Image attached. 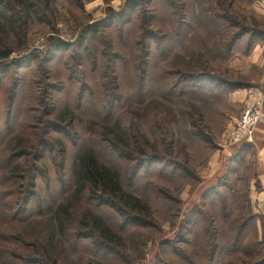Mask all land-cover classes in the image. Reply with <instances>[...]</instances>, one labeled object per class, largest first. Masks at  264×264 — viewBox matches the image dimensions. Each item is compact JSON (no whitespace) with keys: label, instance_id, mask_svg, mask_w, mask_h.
Here are the masks:
<instances>
[{"label":"rangeland","instance_id":"1","mask_svg":"<svg viewBox=\"0 0 264 264\" xmlns=\"http://www.w3.org/2000/svg\"><path fill=\"white\" fill-rule=\"evenodd\" d=\"M11 1L0 0V10H7L14 19H17L18 9ZM29 1L34 12V20H31L23 39L24 46L16 49L10 58L18 61L16 63H11V60L4 61L3 67L0 68V157L7 160V166L11 164L9 157L13 147L7 142L11 137L17 136L16 139L27 144L25 148L19 146L22 148L21 153L33 154L36 142L42 139L43 143L41 150L39 147L40 155L39 153L37 156L34 155V164L25 167L22 171L25 178L23 182L28 181L29 177L36 180V187L33 188L32 195H29V202L27 204L21 202L16 209L17 212H13L10 207L6 208V201L2 199L0 193V264H27L25 261L18 262L20 259H17L19 254L34 252L23 248L24 243L31 240L44 242L51 235H54V244L57 243L59 258L63 260V264L78 262L81 264H187L181 258L200 263L199 259L191 257L192 254L199 253L196 252L197 249L191 243L186 244L187 241L193 240L180 232L179 225L182 218L187 220L193 218H188V209L192 202H197L199 198L194 197L192 190L195 189L197 194H200L216 183V178L209 182L201 180L200 183L198 181L195 183L188 173H198L205 165L207 156L217 148L210 146L206 134L210 137L216 136V130L218 136L220 127H213L215 121L204 109L207 96L194 95L188 91L196 81L191 79V76L186 77V73L181 76V70L190 74H202L205 71L207 75L222 76L246 84L251 77H258L255 76L256 72L244 74L233 66L230 67L229 61L223 63L219 58H222L221 55L218 54V58L211 55L215 40L213 44L209 43L202 32L199 36L204 43L198 50L204 52L205 56L202 58L201 54L200 61L198 57H195L194 62L189 58L188 50L192 42L188 45L189 41L185 42V38L183 41L188 46L173 47L175 45L172 43L174 42L172 31L176 30L178 15L182 14V9L183 12H187V7L191 8L192 0H146L144 7H136L129 11L128 17L123 18L121 23L112 17L109 10L121 14L122 10L125 11L123 7L125 0ZM217 1L223 7L224 4L229 5L232 13L242 11L241 0ZM143 10L149 25L146 26L147 31L142 36V30H145V26L142 25ZM247 10L245 23L252 26L250 23L253 18V21L257 20L259 25L264 27L263 18L254 14L253 9V12L248 8ZM169 18L172 21L171 27H168L165 21ZM90 25L96 26L87 34L85 32ZM8 37L9 39H4V43L14 44L15 41L10 34ZM1 40L0 37V42ZM140 40L143 43L148 42V48L151 41L149 55L152 54L153 59L157 54L155 51L157 48L173 53L171 65L166 67L177 82V89L185 91L180 96L183 99L171 98L169 101L159 96L158 89L155 88L161 86H152L150 76L154 72L160 73L157 71L159 69L156 70V66L159 67L160 64L149 67L152 59L146 64L148 48L142 52L143 57H139ZM243 48L244 39L236 45L235 50L242 52ZM187 57L189 59H186ZM139 58L143 60L142 64H139ZM162 67L164 68V63ZM142 69L148 70L149 74L143 76ZM143 77H145V85L140 99L144 102L136 103L139 98V88L143 85L141 81ZM156 79L161 80L164 87L170 84L166 77L157 76ZM205 81L207 83L201 84L209 86L208 77ZM153 87L155 92L151 93ZM110 90L114 92L113 96H110ZM204 94H208L207 91ZM68 106L78 114L79 122L75 121V128L67 126V122H58L60 120L55 117ZM235 108L229 107L227 112L234 111ZM134 113H138V116ZM93 117L100 122L116 124L118 129L126 132L127 140L133 146L137 143L134 128L138 126L145 138L160 151L158 153L151 151L150 153L155 154L149 153V158L144 159L146 161L149 159L148 165L141 169L133 167L132 170L133 161L125 158L116 147L111 148V144L108 147L103 143L96 127L89 123L95 121ZM226 125L227 121L221 131ZM260 129H264V121L257 123L253 137L258 136ZM213 136L212 138L219 145L223 144L221 143L223 134L220 136L221 141L217 136ZM55 138L67 144L69 149L66 155L57 149L59 145ZM197 138L201 139L203 144L195 147L193 140ZM206 144L209 147L206 148ZM240 144L242 142L231 144V147ZM91 146L99 149L100 153L104 152L102 157L105 161L116 164L122 172L121 181L124 186H127L126 180L130 181V172L132 178L134 176L132 172L136 173V171L139 179L144 178V182L151 184L147 189L139 185L132 187L131 182L134 181L131 180L128 186L129 190L140 196V199L149 206L147 220L139 221L131 214H128L129 218H125L127 211L116 199L112 202L117 204V207L107 204L106 201L105 204L102 203L98 198L99 194L84 200V207H94L104 212L110 225L116 227V230L118 228L122 238V247L118 249H108L97 243L96 235L94 236L92 231L85 233L84 236L76 235L71 225L65 229V235H62L58 232L55 220L51 218V208L61 200L64 201L63 198H66L74 186L71 171L75 152ZM19 147L15 150L18 151ZM157 155L161 160H153ZM135 156L137 153H134L133 157ZM21 160L25 161L24 157ZM5 167L0 164V178L3 179H5L3 176ZM160 171L164 172L162 176L158 175ZM222 173L223 169L219 171V174ZM27 185L23 184L22 189L25 187L28 190ZM2 189L0 186V191ZM243 197L238 195L237 206L231 212L233 216L238 217L240 213L246 212L245 203L243 204L244 201L241 200ZM77 207L78 205L75 206ZM22 208L25 209L24 213L20 212ZM205 211L213 212L208 208L202 210ZM10 217L12 222H9ZM202 218L204 219V216ZM16 236H22L21 241ZM82 237L87 239H80ZM59 240L62 244L58 242ZM198 241L199 245L205 246V240ZM9 244L17 247L18 250L14 249L15 252ZM255 250L257 251L256 248L250 250L248 256L239 255L238 258L247 262L261 260L263 255L253 256Z\"/></svg>","mask_w":264,"mask_h":264},{"label":"trees","instance_id":"2","mask_svg":"<svg viewBox=\"0 0 264 264\" xmlns=\"http://www.w3.org/2000/svg\"><path fill=\"white\" fill-rule=\"evenodd\" d=\"M225 1L226 0H224V2ZM255 1L257 0H241L240 5L242 6V11L239 13H232L229 10V5L224 4L223 7L217 0H215V2H212V0H192V6L194 7L191 6L189 9L187 7V12H183L182 9V14L180 16L178 15L179 18L177 19V25L175 27L176 30L175 32L172 31V37L174 41L172 43L175 45L173 47H186L190 44V42H192L188 50V56L189 58H192V62H194L195 57H198L197 59L200 61V55L202 54V58L205 56L204 52H199L198 50L202 43H204L203 40L201 42L199 36V33L202 32L203 35H206L205 37L209 43L213 44V41L215 40L214 50L212 51L211 55L215 56L216 58L219 57L218 54L221 55L222 58H219L222 59L223 63L225 64L236 53L248 54L257 42H264V27L259 25L257 20H254V22L253 18L251 19L250 23L252 26H249V24L245 23V13L248 11L247 8L253 12L252 5ZM145 2L146 0H125L123 3L125 11L122 10L121 14H117L113 10H109V12H111L114 19H117L121 23L123 18L128 17L129 11H132L136 7H144ZM11 3L17 7L19 16L17 19H14V17L9 14L7 10H0V37L2 38L0 42V68L3 67L4 61L11 60V63H16L18 61L15 58L10 59L11 55L16 51V49L24 46L25 42L23 39L25 38L29 24L31 23V20L34 16V12L31 9V3L29 0H12ZM204 4H206V6H204ZM187 5L188 3L186 6ZM219 6L221 8H219ZM144 11L145 10L142 11V25L145 26V30H142V36L147 31L146 26L149 25V22L147 24V18L144 14ZM253 13L256 14L255 12ZM231 14L238 15H236V17ZM165 21L167 22L166 24L168 27L172 26V21L170 18L167 20L165 19ZM188 21H190V23ZM95 26L96 25L88 26V31L85 33L88 34L89 32L93 31ZM185 27L187 29H185ZM7 33L8 35H11L16 43H4V39H9L10 37H8ZM184 38L186 40L185 42L189 41L188 45L184 43ZM243 39V51L238 52L235 50V47ZM149 44L150 45L148 48V42L144 41L143 43V41L140 40L139 47L141 53L139 54V57L142 58V52H145L148 48L146 51L148 52V55L145 58L146 64H148L149 59H152V61L150 60L149 67L160 64L159 67L156 66V70L159 69L157 71L160 73L154 72L153 75L150 76L152 86H161V88L158 86L155 89H158V94L159 96L163 97V99H169V101L171 98H177V100L183 99L180 98V96H182L183 92L185 91L183 89H177L178 84L172 77V73H170L169 69H167V67L171 65L173 53L165 50H158L157 48L155 50L157 54L153 59V57H151L152 54L149 55L152 46L151 41ZM15 45L17 47H15ZM189 58L187 57L186 59ZM139 61V64H142L143 60L140 59ZM162 63H164V68L162 67ZM255 72V76H259V71L255 70ZM142 73L143 76H147L149 71L142 69ZM185 73L186 77L191 76V79H195L196 81V83L192 84L188 91L194 95L207 96L205 102L206 106H204V109L207 110L210 113V116L214 119L215 125H213V127H220L218 136L217 131L215 130V134L220 140V136H222L221 128L227 121V110L229 107H233L227 103V95L232 89L245 87L247 84L222 76L207 75V72L205 71L202 72V74H190V72L181 70L180 75L184 76ZM157 76L162 78L166 77L169 79L170 84L164 87V84L161 83V80L156 79ZM207 77L210 80V84L206 87L201 83H207V81H205V79L207 80ZM141 81H143V85L139 88V98L138 101L136 100V103L144 102L140 99V97L144 88L143 86L145 85V77H143ZM153 90L154 87L152 91L150 90L151 93L155 92ZM205 91H207L208 94H204ZM109 93L110 96H113L114 92H111L110 90ZM151 93L148 95L149 97L151 96ZM134 115L138 116V113H134ZM55 117H57L56 119L60 120L58 122H67L66 125L72 126L73 128H75V121L79 122L77 111L70 108L69 106L67 108L65 107L64 111L57 113ZM92 119L95 121H89V123L96 127V131L99 132V135L101 136L100 138L103 139V143L108 147L111 144V148L116 147L117 150L125 156V158H129L128 160L133 161L134 164L132 165V170L133 167L135 169H141L145 165H148L149 159L147 161L144 159L149 158V153L151 151L155 153L160 151H158L156 146L145 138L138 126H135L134 128L137 143H135L133 146L127 140L126 132L118 129V127L115 126L116 124L111 125L109 122V124H107L105 122L97 121L96 117H93ZM206 136V140L210 142V146L216 147V141L214 138H212L213 135L210 137V135L206 134ZM16 138L17 136L14 138L11 137V139L9 138L7 141L13 147L12 152H10L11 157H9L11 164L7 166V160H4V158L2 159L0 157V164H3V167L6 166L3 173L5 179L2 177L0 178V186L3 188L0 193L2 199H5L6 201V208L10 207L11 211L13 212H15L17 207H19L18 205H21V202L24 204L29 202L28 200H30V196L34 190L33 188L36 187V180L31 179V177H29L30 179L28 181L23 182V179L25 178L22 171L25 170V167L28 168L34 164V155L37 156L38 153L40 155V150L42 149L41 143H43L42 139H39L36 142V148H34L33 154H31V152L21 153V149L25 148L27 144L22 143L20 139ZM55 139L59 145L57 149L60 150L63 155H66L69 149L67 144L63 140L58 141L57 138ZM49 140H51V137H49ZM193 144L195 147H197V145L199 146L203 144V141L197 138V140H193ZM243 144L248 145V143ZM19 146L23 147L20 148ZM207 146L209 147V145L206 144V148ZM16 147H19L17 149L18 151L15 150ZM98 151L99 149L91 146L81 148L80 150L78 149L75 152V155L72 158L71 171L72 182L74 186L71 189L72 191L68 192L66 198H63L64 201L61 200L54 206V208H51V218L55 220L56 224L58 225V232L62 235H65V229L71 225V228L75 229L74 233L76 235L84 236L85 233L92 231L94 236L96 235L95 241L97 243L102 244L108 249H118L122 247V238L121 234L118 233V228L116 230V227L113 228V225H110V222H108L104 216V212H100L94 207H84V200L89 196L94 198L96 194H99L98 198L102 200V203L105 204L106 201L107 204L110 203L111 206L117 207V204H113L114 200L116 199L121 207L127 211V215H124L125 218H129L128 214H131L139 221L147 220L146 217L149 215V206L140 199V196L129 190L128 186L131 180L134 181L131 182L132 187L139 185L142 188L147 189L151 186V184L144 182V178L139 179L137 177L138 174L136 171V173L132 172L134 175L132 178L130 172V181L126 180L127 182H125L127 186H124L121 181L122 172L120 169L117 168L116 164L105 161L102 157L104 152H101V154ZM214 151H212L207 156L206 161ZM134 153H137V156L133 157ZM155 153H150V155ZM26 156H29V158ZM158 156L159 155H157L153 160H159L160 158ZM23 157L25 161L21 160ZM40 157L38 159H40ZM241 163L243 162L241 161ZM184 172L186 173L187 171ZM163 173L164 172L160 171L158 175L162 176ZM188 174L191 175L190 178L192 177V181H195V183L199 181L197 172L196 174ZM23 184H28V190H26L25 187L22 189ZM14 188H17V190ZM238 195L244 196L241 200L244 201L242 202L243 204L245 203L244 208L247 213L242 212L238 217H236L233 216V213L231 214V212L232 209H235L237 206L236 201L238 199ZM27 196L29 197L26 199ZM248 203L249 199L247 193L238 190L232 185V183L227 182L225 185L221 183L219 186L211 187L204 191V193L200 195L199 200L197 202H193L188 209V218H193L190 220H187V218H182L183 220L179 225V229H181L180 232L184 233L187 237L193 240L192 242L187 241L186 244L190 245L191 243V245L197 249L196 252L199 253L192 254L191 257L199 259L200 263H194L192 261L190 262L184 258L181 259L185 260L187 264H264V218H262L261 236H259L255 223V220L259 217V215L252 214L250 212ZM76 205H78L77 208H75ZM123 208L122 210H124ZM204 208L213 210V212L207 213V210L202 212ZM20 212L24 213L25 209L22 208ZM202 216H204V219ZM12 221L13 220L10 217L9 222ZM144 222L147 223L146 221ZM117 227L119 226L117 225ZM18 238L21 241L22 236H19ZM80 239L84 240L87 238L82 237ZM200 239L205 240V246L199 245L198 240ZM54 240V235H51L50 237L46 238L44 242L39 240L34 242L31 240V242L24 243L25 245L23 248H27L29 251L34 252L28 254H19L17 256V259H20L18 262L25 261L27 264H63V260L59 258L60 251L57 250V243L54 244ZM219 240H221L220 243ZM58 242L61 243L60 240ZM10 246L13 248V250H18L17 247H14L13 245ZM255 248L257 251H254L253 256L257 257V254H261V256L263 255L261 260L247 262V260L238 258L239 255L248 256L251 253L250 250ZM193 258L192 260H194ZM238 260H241V262H238ZM77 264H81V262H78Z\"/></svg>","mask_w":264,"mask_h":264},{"label":"crops","instance_id":"3","mask_svg":"<svg viewBox=\"0 0 264 264\" xmlns=\"http://www.w3.org/2000/svg\"><path fill=\"white\" fill-rule=\"evenodd\" d=\"M252 9L264 19V0L255 1ZM229 66H233L244 74L258 70L259 76L251 77L245 87L234 88L228 93L227 103L236 108L234 111L226 113L227 125L224 130L239 115L248 89L264 84V42H257L248 54L236 53L229 60ZM224 130L222 131L223 137H225L226 132ZM258 132V136L254 137L253 142L248 143V145L242 143L236 147H231V144L226 143L224 138L221 142L223 144L219 145L216 142V150L209 156L205 165L199 169L197 176L199 183L201 180L209 182L216 178V183L204 191L219 186L221 183L225 185L227 182L232 183L238 190L242 191L244 188L243 191L247 193L249 199L248 208L250 212L259 215L255 223L258 234L261 236L262 218H264V129H260ZM221 169H223V173L219 174ZM204 191L197 194L196 190L193 189L192 193L194 197L199 198Z\"/></svg>","mask_w":264,"mask_h":264},{"label":"built area","instance_id":"4","mask_svg":"<svg viewBox=\"0 0 264 264\" xmlns=\"http://www.w3.org/2000/svg\"><path fill=\"white\" fill-rule=\"evenodd\" d=\"M264 121V84L250 87L239 115L226 130L224 141L229 144L252 143L257 123Z\"/></svg>","mask_w":264,"mask_h":264}]
</instances>
